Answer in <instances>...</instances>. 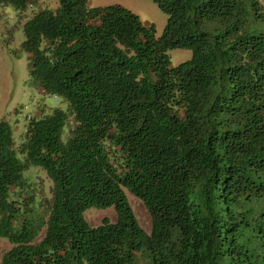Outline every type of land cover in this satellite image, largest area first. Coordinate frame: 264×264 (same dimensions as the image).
I'll use <instances>...</instances> for the list:
<instances>
[{"label":"trees","instance_id":"obj_1","mask_svg":"<svg viewBox=\"0 0 264 264\" xmlns=\"http://www.w3.org/2000/svg\"><path fill=\"white\" fill-rule=\"evenodd\" d=\"M33 1L0 4L20 18ZM154 1L158 36L118 3L22 20L30 75L65 107L30 115L17 146L0 119V264H264V0ZM175 47L191 56L172 64ZM31 164L44 210L22 191ZM89 207L116 219L92 225Z\"/></svg>","mask_w":264,"mask_h":264},{"label":"rangeland","instance_id":"obj_2","mask_svg":"<svg viewBox=\"0 0 264 264\" xmlns=\"http://www.w3.org/2000/svg\"><path fill=\"white\" fill-rule=\"evenodd\" d=\"M58 0H36L21 12L10 4H0V119L9 121L13 129L14 142L17 146L27 139L26 123L30 115L49 112L53 107H65V101L57 95L44 93L34 83L28 64V54L22 49L24 38L22 20L42 7L55 8ZM91 5H106L118 3L136 13L143 22L153 23L155 34H161L167 21V14L154 0H89ZM172 64H177L191 56V49L175 47L167 50ZM26 188L24 195L32 194L36 208L44 210L50 198L51 180L45 170L38 165L31 164L24 171ZM129 203L138 220L146 230L150 228V218L143 202L127 191ZM87 221L92 224L101 222L104 216L110 220L116 219L113 207H89L84 211ZM43 230L36 241L43 235ZM11 246L8 239L0 237V258L4 251Z\"/></svg>","mask_w":264,"mask_h":264}]
</instances>
